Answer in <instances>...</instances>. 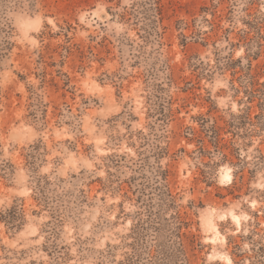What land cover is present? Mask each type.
<instances>
[{
	"label": "rangeland",
	"instance_id": "rangeland-1",
	"mask_svg": "<svg viewBox=\"0 0 264 264\" xmlns=\"http://www.w3.org/2000/svg\"><path fill=\"white\" fill-rule=\"evenodd\" d=\"M157 165L190 264H264V0H0V264H118Z\"/></svg>",
	"mask_w": 264,
	"mask_h": 264
},
{
	"label": "trees",
	"instance_id": "trees-1",
	"mask_svg": "<svg viewBox=\"0 0 264 264\" xmlns=\"http://www.w3.org/2000/svg\"><path fill=\"white\" fill-rule=\"evenodd\" d=\"M152 175H155V181L148 180L150 193L147 192L148 185L138 188L136 200L137 203L141 201L140 209L134 214L136 218L126 236L130 240L125 245L129 250L118 264H190L180 233L184 223L175 211L176 203L165 182L166 173L157 165L153 167ZM158 180L163 183L153 187ZM1 221L13 230L17 216L8 210L1 216Z\"/></svg>",
	"mask_w": 264,
	"mask_h": 264
}]
</instances>
